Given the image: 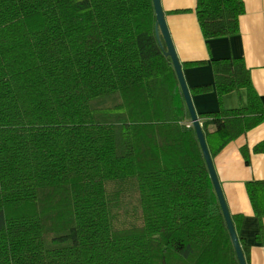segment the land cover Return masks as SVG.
<instances>
[{
    "label": "trees",
    "instance_id": "1",
    "mask_svg": "<svg viewBox=\"0 0 264 264\" xmlns=\"http://www.w3.org/2000/svg\"><path fill=\"white\" fill-rule=\"evenodd\" d=\"M244 12L196 0L205 40ZM154 24L152 0H0V264H239ZM211 65L218 109L197 115L213 161L264 104L242 57ZM245 188L261 229L264 180Z\"/></svg>",
    "mask_w": 264,
    "mask_h": 264
},
{
    "label": "crops",
    "instance_id": "2",
    "mask_svg": "<svg viewBox=\"0 0 264 264\" xmlns=\"http://www.w3.org/2000/svg\"><path fill=\"white\" fill-rule=\"evenodd\" d=\"M243 2L245 12L239 17L238 33L205 40L195 14L196 0H160L197 114L218 109L211 60L221 57L244 59L264 104V0ZM204 84H211L212 88L203 93L191 92L194 86ZM185 123L190 124V118ZM263 139L264 121L229 142L213 158L230 214L243 216L240 234L248 245L246 264H264V217L260 229L245 188L248 180H264V151L252 150L253 145ZM242 146L248 147V163L240 151Z\"/></svg>",
    "mask_w": 264,
    "mask_h": 264
},
{
    "label": "water",
    "instance_id": "3",
    "mask_svg": "<svg viewBox=\"0 0 264 264\" xmlns=\"http://www.w3.org/2000/svg\"><path fill=\"white\" fill-rule=\"evenodd\" d=\"M152 3L155 13V24H154L155 37L164 55L170 58L172 67L177 76L179 86L185 101V105L189 113L191 124L195 130L202 154L204 156L206 166L213 184V188L224 217L225 225L226 228L228 229V233L230 235V239L232 241V245L236 253L237 260L239 264H246L244 253L241 248L237 233L235 231L231 214L229 212L226 200L224 198L223 191L205 141L204 133L202 131L197 112L192 102L190 91L187 86L186 79L184 77L182 65L177 56L171 35L169 33V29L165 21L164 11L162 9L160 0H152Z\"/></svg>",
    "mask_w": 264,
    "mask_h": 264
}]
</instances>
